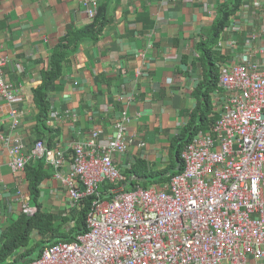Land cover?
I'll use <instances>...</instances> for the list:
<instances>
[{
  "label": "crops",
  "instance_id": "obj_1",
  "mask_svg": "<svg viewBox=\"0 0 264 264\" xmlns=\"http://www.w3.org/2000/svg\"><path fill=\"white\" fill-rule=\"evenodd\" d=\"M84 1L0 0L4 77L25 98L19 106L21 123L12 128L10 105L0 96V135L18 136L27 152L40 139L50 147L66 148L88 138L95 128L103 130L101 140L106 141L114 133L111 119L126 113L131 118L127 133L131 142L124 154L115 156L117 166L124 181L131 176L144 184L145 168L168 167L174 160V139L181 136L183 141L188 135L187 126L201 99L196 89L204 80L199 43L214 34L220 17L235 8L237 0H99L108 5L109 23L98 41L82 40L64 61L63 76L48 95L51 108L43 126L34 90L42 84L63 37L91 21ZM253 2L243 0L213 48L221 56L220 73L240 51L257 46L253 35L264 27V5ZM224 93L220 83L210 91L213 108L208 116L213 123L200 130L214 126ZM134 167L140 175L133 173ZM123 180L117 189L128 187ZM40 190L45 211L58 214L68 209V191L54 173L42 181ZM23 203L37 208L25 171L12 170L8 148L0 139V246L7 228L22 214Z\"/></svg>",
  "mask_w": 264,
  "mask_h": 264
},
{
  "label": "built area",
  "instance_id": "obj_2",
  "mask_svg": "<svg viewBox=\"0 0 264 264\" xmlns=\"http://www.w3.org/2000/svg\"><path fill=\"white\" fill-rule=\"evenodd\" d=\"M99 5L84 1L90 20ZM253 40L256 48L222 65L220 116L211 130L194 134L181 152L182 170L162 185L117 189L123 174L115 156L131 142L126 113L111 119L106 141L95 128L66 148L40 139L27 152L21 138L1 134L14 172L44 158L71 209L94 197L87 232L47 246L26 264H264V27ZM4 64L0 58V96L17 128L25 98L5 79ZM36 211L23 203L22 213Z\"/></svg>",
  "mask_w": 264,
  "mask_h": 264
},
{
  "label": "trees",
  "instance_id": "obj_3",
  "mask_svg": "<svg viewBox=\"0 0 264 264\" xmlns=\"http://www.w3.org/2000/svg\"><path fill=\"white\" fill-rule=\"evenodd\" d=\"M242 2L243 0H237L234 5L235 8L226 10L225 14L217 22L214 34L199 43L200 57L205 68L204 80L198 89H196L199 99L201 98L200 104L194 110L191 122L187 126L188 135L186 134L187 136H185L183 141H180L181 136L173 141V148H171L173 151V162L165 169L160 170L148 171L146 167V173L142 175L146 179L144 184L137 182L131 176L125 181L123 180L124 182H128L129 189L136 188L139 184L149 187L152 184L166 182L174 174L181 171L183 165L181 158L182 150L191 141L195 133L213 123V120L208 116L213 108L209 93L218 87L220 67L217 62L221 58L217 50L213 48L218 43L222 29L230 19V15L240 7ZM107 6L106 3L99 5L98 14L80 30L69 32L64 36L61 44L54 51L50 59V68L43 73L42 84L34 90L35 99L40 110L38 118L43 126L46 125L51 108L48 95L49 92L56 89V82L63 76L64 61L78 50L82 40L87 39L96 42L102 37L109 23ZM202 94L205 95L204 108L201 110H204V112L200 114V106L203 104L201 102L203 99ZM50 146L52 145L50 144ZM140 163L146 165L141 160ZM134 169L132 170L133 173L137 176L140 175V171ZM53 173L54 167L51 164H47L44 158L33 161L26 167L25 178L29 181V190L34 202L37 204V211L33 216L22 213L7 228L3 243L0 246V264H26L29 261L37 259L47 246L62 240H74L79 234L87 232V216L91 210L94 197L85 198L80 206L71 209L68 214L71 217L65 216L62 222L59 221L62 215L44 210L42 203L39 201L41 194L40 184L45 178L53 175ZM121 185L122 183L119 184V186ZM108 189V186H103L104 191H108ZM71 213H74V215H71ZM35 231H37L38 235L36 238L33 236Z\"/></svg>",
  "mask_w": 264,
  "mask_h": 264
},
{
  "label": "rangeland",
  "instance_id": "obj_4",
  "mask_svg": "<svg viewBox=\"0 0 264 264\" xmlns=\"http://www.w3.org/2000/svg\"><path fill=\"white\" fill-rule=\"evenodd\" d=\"M143 186V185H142ZM144 187V186H143ZM70 211H71V204L68 206V209H66V210H63V211H60L58 214L59 215H62V217L61 218H59V221L60 222H62L63 221V218L65 217V216H70V215H68L69 213H70ZM57 214V215H58ZM71 215H74V213H71ZM71 217V216H70ZM67 226H69L68 224H67ZM36 236H38V235H36ZM36 236H35V238H36Z\"/></svg>",
  "mask_w": 264,
  "mask_h": 264
},
{
  "label": "water",
  "instance_id": "obj_5",
  "mask_svg": "<svg viewBox=\"0 0 264 264\" xmlns=\"http://www.w3.org/2000/svg\"><path fill=\"white\" fill-rule=\"evenodd\" d=\"M126 186V185H125ZM124 187V186H123ZM119 190H121V188H119Z\"/></svg>",
  "mask_w": 264,
  "mask_h": 264
}]
</instances>
